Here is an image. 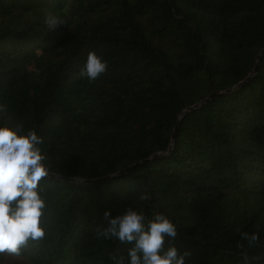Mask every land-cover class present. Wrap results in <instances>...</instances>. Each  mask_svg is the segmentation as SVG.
I'll list each match as a JSON object with an SVG mask.
<instances>
[{
    "label": "trees",
    "instance_id": "16d2710c",
    "mask_svg": "<svg viewBox=\"0 0 264 264\" xmlns=\"http://www.w3.org/2000/svg\"><path fill=\"white\" fill-rule=\"evenodd\" d=\"M263 50L264 0H0V127L35 130L51 169L46 236L19 256L127 260L95 232L132 207L175 223L185 264H264Z\"/></svg>",
    "mask_w": 264,
    "mask_h": 264
},
{
    "label": "clouds",
    "instance_id": "9594fccd",
    "mask_svg": "<svg viewBox=\"0 0 264 264\" xmlns=\"http://www.w3.org/2000/svg\"><path fill=\"white\" fill-rule=\"evenodd\" d=\"M45 23L51 31L65 24L56 17H49ZM107 70V61L90 51L78 75L94 82ZM42 143L43 138L35 130L25 132L22 124L0 127V254L19 256L30 242L39 243L46 236L42 222L47 203L40 185L50 176L51 169L46 163L47 155L39 147ZM140 199L149 197L142 195ZM95 234L98 239L132 245L127 260L124 256L111 257L114 264H185L190 256V252L180 254L175 246L165 248V237L174 239L178 229L163 213H156L149 220L132 207L114 218L105 211ZM241 236L249 247L259 241L255 233ZM243 255L245 264H249V257Z\"/></svg>",
    "mask_w": 264,
    "mask_h": 264
},
{
    "label": "rangeland",
    "instance_id": "374dc122",
    "mask_svg": "<svg viewBox=\"0 0 264 264\" xmlns=\"http://www.w3.org/2000/svg\"><path fill=\"white\" fill-rule=\"evenodd\" d=\"M0 264H34L28 259L8 254H0Z\"/></svg>",
    "mask_w": 264,
    "mask_h": 264
},
{
    "label": "water",
    "instance_id": "95a60500",
    "mask_svg": "<svg viewBox=\"0 0 264 264\" xmlns=\"http://www.w3.org/2000/svg\"><path fill=\"white\" fill-rule=\"evenodd\" d=\"M263 52H264V50H263ZM257 70H258V65L255 66V68H254L252 74H253L254 72H256ZM207 100H209V97L206 98V99H204L203 101L199 102L198 104H195V105L189 107L186 111H184V112L182 113L181 117H183V116L186 114V112L198 108L199 106H201L202 104H204ZM173 138H175V134L173 135Z\"/></svg>",
    "mask_w": 264,
    "mask_h": 264
}]
</instances>
